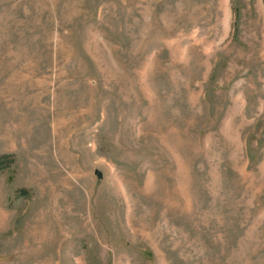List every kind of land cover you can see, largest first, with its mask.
Returning a JSON list of instances; mask_svg holds the SVG:
<instances>
[{
    "label": "rangeland",
    "instance_id": "374dc122",
    "mask_svg": "<svg viewBox=\"0 0 264 264\" xmlns=\"http://www.w3.org/2000/svg\"><path fill=\"white\" fill-rule=\"evenodd\" d=\"M3 156L0 264H264V0H0Z\"/></svg>",
    "mask_w": 264,
    "mask_h": 264
},
{
    "label": "trees",
    "instance_id": "16d2710c",
    "mask_svg": "<svg viewBox=\"0 0 264 264\" xmlns=\"http://www.w3.org/2000/svg\"><path fill=\"white\" fill-rule=\"evenodd\" d=\"M6 160H8L7 156L0 157V165L4 163Z\"/></svg>",
    "mask_w": 264,
    "mask_h": 264
},
{
    "label": "water",
    "instance_id": "95a60500",
    "mask_svg": "<svg viewBox=\"0 0 264 264\" xmlns=\"http://www.w3.org/2000/svg\"><path fill=\"white\" fill-rule=\"evenodd\" d=\"M96 175L98 176V173L96 172Z\"/></svg>",
    "mask_w": 264,
    "mask_h": 264
}]
</instances>
